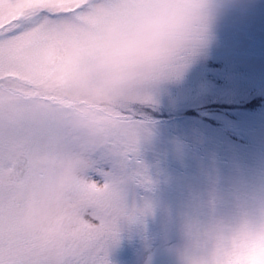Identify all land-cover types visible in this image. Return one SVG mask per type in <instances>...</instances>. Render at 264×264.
Masks as SVG:
<instances>
[{"label": "snow or ice", "instance_id": "6c2138e0", "mask_svg": "<svg viewBox=\"0 0 264 264\" xmlns=\"http://www.w3.org/2000/svg\"><path fill=\"white\" fill-rule=\"evenodd\" d=\"M135 0H0V264H110L116 217L131 219L128 199L149 181L132 167L142 124L120 109L105 146L70 186L56 225L40 236L21 222L27 189L42 179L34 164L41 136L66 121L58 74L61 51L86 47L123 24ZM138 163V162H137Z\"/></svg>", "mask_w": 264, "mask_h": 264}, {"label": "clouds", "instance_id": "9594fccd", "mask_svg": "<svg viewBox=\"0 0 264 264\" xmlns=\"http://www.w3.org/2000/svg\"><path fill=\"white\" fill-rule=\"evenodd\" d=\"M250 0H135L127 20L81 49L60 55L61 93L71 116L40 138L34 159L42 179L24 197L21 222L44 236L56 225L72 183L92 166L123 108L152 100L162 83L179 79L213 39L217 22ZM123 217H116L118 232ZM176 264H264V188L230 217L186 225Z\"/></svg>", "mask_w": 264, "mask_h": 264}, {"label": "rangeland", "instance_id": "374dc122", "mask_svg": "<svg viewBox=\"0 0 264 264\" xmlns=\"http://www.w3.org/2000/svg\"><path fill=\"white\" fill-rule=\"evenodd\" d=\"M250 89L264 93V0L230 10L182 76L160 84L151 101L138 103L176 117L138 119L143 130L132 167L149 183L136 186L128 203L137 208L147 203L149 210L124 218L119 242L109 250L110 264H176L186 225L230 217L264 188V113L243 124L208 113L229 124L245 144L186 111L202 107L204 112L214 103L239 105Z\"/></svg>", "mask_w": 264, "mask_h": 264}, {"label": "trees", "instance_id": "16d2710c", "mask_svg": "<svg viewBox=\"0 0 264 264\" xmlns=\"http://www.w3.org/2000/svg\"><path fill=\"white\" fill-rule=\"evenodd\" d=\"M250 93V96L246 99L240 102L239 105L236 104H220V103H214L209 104L205 106V111L203 112V108H191L186 110L187 114H190L191 116H197L202 117L203 119L207 120L210 124L214 125L215 128L221 129L227 136L235 140L236 142H243L247 144V140L243 138L242 135L239 133L233 131V128L229 126V124L224 123L220 120H217L213 118L209 112L212 113H219L224 115L225 117H228L230 119H233L237 122L244 123L245 119L247 117H252L259 114L264 113V93L258 94L257 90L250 89L248 90ZM135 116L137 119L146 120V121H168L174 119L176 116L166 114L163 112H154L149 107L145 106L143 107L140 104L135 105ZM137 109V110H136ZM185 114V113H184ZM237 129H240L239 127H236Z\"/></svg>", "mask_w": 264, "mask_h": 264}]
</instances>
